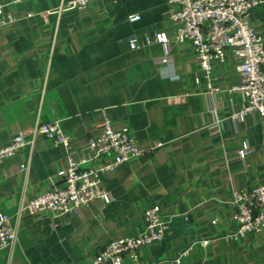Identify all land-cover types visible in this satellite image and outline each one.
I'll return each instance as SVG.
<instances>
[{
	"label": "crops",
	"instance_id": "0c3cea01",
	"mask_svg": "<svg viewBox=\"0 0 264 264\" xmlns=\"http://www.w3.org/2000/svg\"><path fill=\"white\" fill-rule=\"evenodd\" d=\"M65 1L1 0L3 16L14 21L0 28V147L18 133L31 144L0 161V214L11 217L22 200L59 185L67 166L64 147L29 132L37 123L58 121L73 159L88 154L105 119L128 128L143 153L101 176L108 204L92 201L56 218L22 213L0 264H88L108 241L140 233L151 206L167 222L164 236L140 248L136 263L122 264L178 257L181 264H264V230L230 237L232 192L264 185L258 117L231 116L244 104L232 91L240 77L231 49L211 63L209 80L187 43H170L161 67V44L134 50L129 40L169 36V0H92L78 11L60 8ZM248 22L264 35V5ZM242 143L252 152L239 160Z\"/></svg>",
	"mask_w": 264,
	"mask_h": 264
},
{
	"label": "built area",
	"instance_id": "2783aa9c",
	"mask_svg": "<svg viewBox=\"0 0 264 264\" xmlns=\"http://www.w3.org/2000/svg\"><path fill=\"white\" fill-rule=\"evenodd\" d=\"M19 1L22 0H15ZM91 1L67 0L60 8L78 11ZM260 5H264V0H169L166 12V19L172 27L169 36L147 35L143 43L130 39L129 46L138 50L151 43L161 44L164 51L156 63L165 67L169 64V44L187 43L191 47L193 61L207 80L211 77V63L223 62L225 51L231 49L237 62L235 70L240 77V85L232 91L240 93L244 100L242 108L231 116L235 118L237 115L255 114L264 144V35L248 22L249 12ZM137 19L136 15L129 18L130 21ZM13 21V18L3 16L0 0V28ZM209 130L217 133L218 123ZM29 132L41 135L54 146L64 147L67 151V166L56 175L59 185L51 184L33 199L22 200L11 217L0 214V250L9 252L16 242V222L22 213L35 219L46 215L56 218L75 212L92 201L108 204L111 199L100 186L101 176L143 153L128 128L115 130L107 119L101 123L100 135L88 142V154L78 159H73V153L69 151V138L62 132L58 121L37 123ZM30 144L23 133L16 134L8 145L0 147V161L16 157L21 149ZM251 152L252 148L242 143L234 155L243 160ZM26 167L20 162L17 169L25 171ZM231 203L237 229L230 237H243L264 230V185L234 190ZM142 222L140 233L108 241L88 264H122L126 257L136 263L139 249L160 242L167 229V222L158 206L146 208ZM167 264H181V260L178 257Z\"/></svg>",
	"mask_w": 264,
	"mask_h": 264
}]
</instances>
